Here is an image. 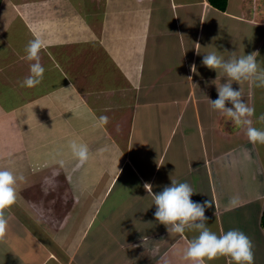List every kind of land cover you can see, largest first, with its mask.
<instances>
[{
	"label": "crops",
	"instance_id": "0c3cea01",
	"mask_svg": "<svg viewBox=\"0 0 264 264\" xmlns=\"http://www.w3.org/2000/svg\"><path fill=\"white\" fill-rule=\"evenodd\" d=\"M36 36L45 44V73L35 87H22L32 63L25 47ZM213 51L225 59L258 52L264 69V0H228L224 11L208 0H0V166L26 177L5 210L0 264H84L85 242L119 183L133 196L117 209L128 234L126 263L191 264L184 253L193 232L166 229L161 237L142 229L144 202L157 207L145 184L160 192L173 180L191 185L193 201L211 202L206 209L222 231L225 219L257 230L254 264H264V144H252L248 125L212 108L216 84L227 79L202 64ZM232 86L255 109L252 126L264 130V85ZM158 106L170 112L164 109L167 135L157 128L154 139L164 143L143 171L148 162L133 159V149L146 132L137 137L133 121ZM72 140L89 148L83 165L71 154ZM180 243L186 247L178 250Z\"/></svg>",
	"mask_w": 264,
	"mask_h": 264
},
{
	"label": "clouds",
	"instance_id": "9594fccd",
	"mask_svg": "<svg viewBox=\"0 0 264 264\" xmlns=\"http://www.w3.org/2000/svg\"><path fill=\"white\" fill-rule=\"evenodd\" d=\"M45 47L40 36L30 40L25 47V59L30 63V75L21 82L22 87L32 88L38 85L45 73L44 66L40 63V52ZM196 52L201 53L199 47ZM258 52L235 56L225 59L215 51L203 56L202 64L218 73L223 70L226 82L217 85L218 98L211 99L212 108L221 112L226 118L236 125H248L247 136L252 144H264V130L252 126L249 119L255 113L253 107L248 106L242 98L240 89L233 88V82L252 80L264 85V69H261L257 60ZM192 72L198 73L197 66L192 65ZM214 83V82H213ZM230 105V106H229ZM264 118V117H262ZM106 116H101L102 123L107 122ZM71 154L83 165L89 160L87 144L72 140L69 142ZM11 163V162H10ZM63 163V162H61ZM26 181L23 174H17L10 167L0 166V238H3L8 226L5 210L9 209L18 200L21 183ZM151 184H145L148 193L153 195L154 204L157 206L154 213L157 221L164 224L169 233L184 234L186 230H196L198 235L190 240L184 253V258L191 264H208L218 257H225L227 264H254L253 244L248 235L238 229H230L217 234L207 225L205 206L211 202H195L192 196L195 193L188 182L172 181L160 192H153ZM231 203L236 204V198ZM144 246L147 238H143Z\"/></svg>",
	"mask_w": 264,
	"mask_h": 264
},
{
	"label": "rangeland",
	"instance_id": "374dc122",
	"mask_svg": "<svg viewBox=\"0 0 264 264\" xmlns=\"http://www.w3.org/2000/svg\"><path fill=\"white\" fill-rule=\"evenodd\" d=\"M157 90L158 88L155 89L156 94H157ZM175 108L173 106L170 107L172 118H174L175 116L174 112L176 113L177 110L176 106ZM164 109L166 110L165 106L147 108L142 111H139L137 115H135L136 117L134 118L133 121V129L135 130L136 136L138 137V135H142L144 132H146L143 136L138 137V144L136 146V150L133 149V159H135L140 165H142L144 160L141 156L144 155L145 159L148 162L145 164L146 167H141L143 171L144 170L146 171V169L149 170L157 162L160 146L162 145V143H164L160 139L157 138L154 139V136H156L154 135V133L157 134V128L160 127V132H158L160 138L163 139L167 135L165 129L166 128L168 129V127L163 126L167 124L166 122L167 120L165 119L167 115L165 114ZM166 112L168 111L166 110ZM148 142L149 144L147 146ZM148 154H149V158H148ZM125 173L126 171L124 172V174ZM119 186H122V184L119 183L117 186L114 187L113 190L111 189L112 192L109 193L107 201L102 208L100 220L97 221V223L94 225L93 229L90 231L89 238L85 242L84 250L87 249L88 254L87 257L85 258L86 261L84 262V264H127L125 257L122 256V254L126 253L127 244H129L126 242V240L128 239V234L124 230L121 224L118 225V223L121 220V217L118 216L119 211L117 209L119 207V204L121 203V200L123 202L126 199V197L133 198V196L127 192L122 194L123 192ZM120 194L130 195V196L121 197L122 195L120 196ZM119 198L120 200L118 201ZM144 204H145V209L147 210V214L145 216H142L143 223L139 221L142 224L143 231H145V233H149V235L152 236L154 235V233L160 234L161 237L167 236V233L164 232L166 231L167 228L165 227L164 224L159 223V221H157L154 215L156 211V207L152 206L151 201L148 199L144 202ZM151 206L154 208L150 210ZM206 208H209V206H205V215L208 218L206 223L213 232L219 234L221 232H226L230 229H238L243 231L246 235L249 236V238L252 241V244L253 243L257 244L256 238L254 239L252 237L254 232L257 230H254V232L247 230V224L245 222H242L240 219H237L238 222L236 221V223H234L233 225L229 224L225 219L223 220V231H222L220 227L221 221L218 219L216 212H213V210H207ZM211 215H213L214 218L209 219ZM140 218L141 216H139V219ZM113 220L116 221V224L113 222ZM251 225H256V223L253 221ZM189 232H193L194 237L199 234L198 231L196 230H190V231L187 230L186 233ZM171 236L173 235L171 234ZM176 236L177 235L171 238V241L176 239L177 238ZM257 237L261 240L259 233L257 234ZM185 247H186L185 244L180 243L177 245L176 248L178 250H181L182 248ZM154 254L155 251L153 252V255ZM216 259L219 264H227V259L225 257H218ZM262 261H264V254L262 255ZM52 263H53L52 261H49L47 264H52Z\"/></svg>",
	"mask_w": 264,
	"mask_h": 264
},
{
	"label": "trees",
	"instance_id": "16d2710c",
	"mask_svg": "<svg viewBox=\"0 0 264 264\" xmlns=\"http://www.w3.org/2000/svg\"><path fill=\"white\" fill-rule=\"evenodd\" d=\"M208 1L213 7L223 11L226 10L228 5V0H208ZM261 226L264 228V211L261 216Z\"/></svg>",
	"mask_w": 264,
	"mask_h": 264
}]
</instances>
